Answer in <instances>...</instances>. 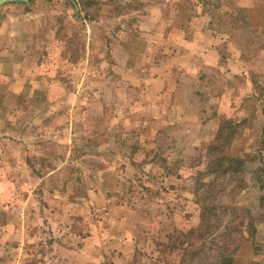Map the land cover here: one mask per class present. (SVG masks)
Returning <instances> with one entry per match:
<instances>
[{"label": "rangeland", "instance_id": "1", "mask_svg": "<svg viewBox=\"0 0 264 264\" xmlns=\"http://www.w3.org/2000/svg\"><path fill=\"white\" fill-rule=\"evenodd\" d=\"M169 1L175 8L159 36L165 33L163 68L173 86L183 58L177 50L171 53L173 16L197 12L207 18L205 27L224 28L212 13L225 0ZM181 2L186 10H178ZM240 2L232 0L230 8ZM143 10L140 0L0 2V31L54 38L38 48L48 59L47 69L32 75V88H23L33 98L30 104H12L0 88V164L10 165L5 174L19 182L4 188L0 264H210L216 258L210 248L241 216L252 220L259 234L254 247L237 250L234 264H264V188L259 187L264 186V106L257 104L264 99V30L249 23L245 7L226 10L238 22L226 52L240 51L252 89L245 96L246 119L220 117L218 106L208 101L210 92L213 100L221 92L215 73L208 79L213 90L193 96L184 89L191 102L177 106L168 92L158 103L156 92L146 89L149 81L141 85L135 71L125 74L122 66H114V39L126 40V49L135 54L140 50L132 42L140 35L137 20ZM255 11L264 16L263 9ZM200 25L195 30L206 41ZM156 44H150L153 50ZM139 66L137 58L134 69ZM15 75L20 83L31 76ZM6 80L0 76V84ZM213 114L215 127L209 122ZM217 125L226 152L246 161L247 187L230 192V185L220 182L196 195ZM12 130L18 137L6 136ZM204 199L219 210L201 232L212 227L215 237L197 230ZM235 244L231 241L230 248Z\"/></svg>", "mask_w": 264, "mask_h": 264}, {"label": "crops", "instance_id": "2", "mask_svg": "<svg viewBox=\"0 0 264 264\" xmlns=\"http://www.w3.org/2000/svg\"><path fill=\"white\" fill-rule=\"evenodd\" d=\"M140 1L143 3L144 9L139 15L140 19L137 20L140 35L136 36L138 40L136 39V41L132 42L133 45H139L140 50H137V54H135L134 49H126L127 46H129L128 44H130L126 40L117 41L118 39H114L115 42L111 43L112 47L110 49V56L114 60L113 63H115L114 66L116 63L122 66L125 74L135 71V74L141 79V85H144V81H149L147 82L148 85L146 89L149 90V92L153 90L156 92L154 93L157 96L158 103H164L160 98H162V93L168 92L170 94L171 103L177 104V106H180V103L186 106V103L191 102L190 97H186L183 91L184 89H188L189 93L193 96L201 94L203 89L213 90L215 88L214 83L211 81L209 82L208 79L212 77V73H215L220 78L218 87H220L221 92L216 97V100H213V98L211 99V92L210 94L208 93V101L214 102L215 105L218 106V116H230L233 118L240 116L246 119L248 116L244 115L243 106L249 103L248 101L246 102L245 96L248 94V89H252V84L250 83L251 81H249V86L247 87L246 82L248 78L246 77V67L244 66V61L240 59V55L237 53L239 50H235V52L231 54L226 52L229 50L227 45L231 38H233L231 37L232 35L230 36V31L234 28L236 29V26H238V22L234 23V20H232L226 10L237 12L240 11L242 7H245V9L249 10L251 13V20H249V23L256 26L259 30H264V16H257L255 11L257 8L259 10H264V0H241L240 6L234 5L231 8L230 2L232 0H225L219 5H216L212 14L214 15L213 20L224 27L220 29L213 26V23L205 27L203 18H207L197 12L191 14L190 11H188V13L186 12V16L174 15L172 28L169 31L170 34L168 33L169 35L175 33V38H173V41L170 43L172 45L171 53L177 50V53H181L183 58L180 61L178 82L173 86L168 83L167 75L163 68V60L166 58V47L164 46L165 37H163L165 33L162 31V37H160L159 31L166 25V18L170 12H172V8L175 7L172 6L169 0ZM198 7L199 5L192 6V8ZM177 8L178 10L180 8L186 10V5L183 2L177 3ZM13 20V18L7 19V21ZM149 23H151L152 27L149 26ZM199 23L201 24L200 26H202L201 29H203L204 26L208 33L206 41H204V38H201L200 34L195 30ZM229 28H231V30ZM156 31L157 36L155 34ZM174 39L176 40L175 42ZM53 40L54 38L51 37L44 39L43 36L38 33L26 32L9 34L0 31V76L7 79V82L0 84V88L4 89L5 96L7 95L3 97L4 99L7 98L12 104L14 102L23 104L31 103L33 98L27 96L23 88H32L30 85L32 75L36 74L38 70L44 72L47 69L46 62L48 59H43L41 55L38 54V48L41 49L51 45ZM152 42L153 44L154 42L157 43L156 50H153V47L150 46ZM123 57H125L124 61L121 60ZM137 58H139L140 66L138 69H134ZM151 70L152 74H150ZM19 72L28 74V76L31 75L26 79L29 82L24 81L20 83V77L15 75ZM130 83L133 84L132 82ZM19 93L20 95H17ZM171 95L174 97H171ZM257 101L258 105L262 103V106H264V99H262V101L257 99ZM230 105L234 106L232 111L229 110ZM263 110L262 108V112ZM216 118V114H213L209 119V122L213 121L214 127ZM10 119L12 118L10 117ZM248 120L250 119L248 118ZM7 126L8 125H6L5 128H9ZM219 127L218 125L216 126L213 137L216 136ZM11 132L12 134L5 135L8 137H18L16 134H19L17 133L19 131L12 130ZM213 137L211 139H213ZM4 153L6 152L4 151ZM7 166L10 165L7 163L0 164V217L5 214L4 210L6 209L4 205L5 186L19 183L17 176L5 174L4 169ZM25 183H27L26 180ZM259 187L264 188L261 184H259ZM263 195L264 192L260 196V201L264 202V198H262ZM257 231L259 234V230H257L256 227L254 241L257 239ZM253 244V241H244L238 250L242 249L244 251L246 248L249 249L254 247ZM252 255L254 256L253 252Z\"/></svg>", "mask_w": 264, "mask_h": 264}, {"label": "trees", "instance_id": "3", "mask_svg": "<svg viewBox=\"0 0 264 264\" xmlns=\"http://www.w3.org/2000/svg\"><path fill=\"white\" fill-rule=\"evenodd\" d=\"M231 133L232 131L229 130L225 138H228ZM222 138L223 136L221 135L219 127L215 138L207 147V160L204 161L205 167L203 171L199 172V178L203 176V179L196 189V195L199 189L203 187L212 188L215 185H219L220 182L230 185V192L244 189L247 186V182L244 178L245 159L240 156L228 154L224 148V142H221ZM262 198H264V195ZM198 201H201V198H199ZM216 207L213 201L209 202L207 200L205 202L204 199L201 210V223L197 228L198 232L201 234H210L211 237H215V230H212V227L210 229L211 231L208 232H201V230L203 224H205L207 228V223H209L210 220L213 221L214 217L217 216V211L219 209H216ZM225 208H227V205H225ZM255 232L256 228L254 222L246 217L243 219L241 216V219L231 227L229 232L221 235L222 237L219 244L210 248L213 255L216 253L215 260H211L210 264H234V255L240 245L244 243V241L254 242ZM234 240L236 244L233 248H230V242ZM197 262L198 260H180L181 264H198ZM250 264H252V262Z\"/></svg>", "mask_w": 264, "mask_h": 264}, {"label": "water", "instance_id": "4", "mask_svg": "<svg viewBox=\"0 0 264 264\" xmlns=\"http://www.w3.org/2000/svg\"><path fill=\"white\" fill-rule=\"evenodd\" d=\"M2 1H4V0H0V2H2ZM25 2H29V0H24Z\"/></svg>", "mask_w": 264, "mask_h": 264}]
</instances>
